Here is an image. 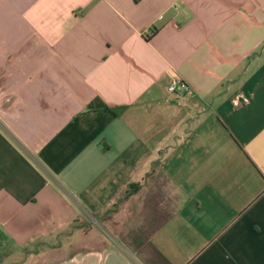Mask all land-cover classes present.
Here are the masks:
<instances>
[{
    "label": "crops",
    "instance_id": "crops-1",
    "mask_svg": "<svg viewBox=\"0 0 264 264\" xmlns=\"http://www.w3.org/2000/svg\"><path fill=\"white\" fill-rule=\"evenodd\" d=\"M0 264H264V0H0Z\"/></svg>",
    "mask_w": 264,
    "mask_h": 264
},
{
    "label": "built area",
    "instance_id": "built-area-1",
    "mask_svg": "<svg viewBox=\"0 0 264 264\" xmlns=\"http://www.w3.org/2000/svg\"><path fill=\"white\" fill-rule=\"evenodd\" d=\"M165 91L168 94L174 95L177 97V103L183 104L187 102V99L192 95L191 87L178 76H173L169 85L166 86ZM247 101L244 96H237L234 100V103L237 104L238 100Z\"/></svg>",
    "mask_w": 264,
    "mask_h": 264
},
{
    "label": "trees",
    "instance_id": "trees-1",
    "mask_svg": "<svg viewBox=\"0 0 264 264\" xmlns=\"http://www.w3.org/2000/svg\"><path fill=\"white\" fill-rule=\"evenodd\" d=\"M119 109L120 108H116V109L113 108L112 110H114V112L118 113Z\"/></svg>",
    "mask_w": 264,
    "mask_h": 264
}]
</instances>
